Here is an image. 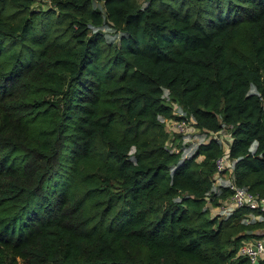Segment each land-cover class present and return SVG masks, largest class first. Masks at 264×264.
I'll use <instances>...</instances> for the list:
<instances>
[{"label": "trees", "instance_id": "1", "mask_svg": "<svg viewBox=\"0 0 264 264\" xmlns=\"http://www.w3.org/2000/svg\"><path fill=\"white\" fill-rule=\"evenodd\" d=\"M49 2L0 0V264H253L221 145L161 118L264 196V0Z\"/></svg>", "mask_w": 264, "mask_h": 264}, {"label": "built area", "instance_id": "2", "mask_svg": "<svg viewBox=\"0 0 264 264\" xmlns=\"http://www.w3.org/2000/svg\"><path fill=\"white\" fill-rule=\"evenodd\" d=\"M45 1L49 2V0ZM103 30L108 33V37L113 38V35H110L106 29ZM113 33L114 32H112V34ZM176 113L183 117V119L177 120L162 117L161 120L165 122L166 129L170 131L171 134L172 132L182 133L184 140L190 142V140H186V136H188L189 133L185 131L188 125L194 126L195 121L192 116L187 117L185 112L178 106L176 107ZM170 124L174 126L173 130L168 128ZM194 129L197 131V135L192 138H196V140L192 141V143L190 142L192 146H196L210 139H215L223 149L222 155L215 161L216 168L213 174L211 191L219 196L225 189H228L230 195L226 199L219 200V205L216 206L218 209V216L227 217L231 215L236 208L245 207L249 212L242 216L241 222L245 224L255 221L262 223V227L258 231L261 233V236L244 239L237 252L240 255L247 256L253 263L264 256V196L250 191L246 186L237 185L232 180L231 172L233 161L227 156L229 141L224 138V135L217 132H213V134H208V132L205 131L200 132V129L195 126ZM191 148L192 147H187V151L184 152H189ZM173 151L178 152L179 148L174 145Z\"/></svg>", "mask_w": 264, "mask_h": 264}, {"label": "rangeland", "instance_id": "3", "mask_svg": "<svg viewBox=\"0 0 264 264\" xmlns=\"http://www.w3.org/2000/svg\"><path fill=\"white\" fill-rule=\"evenodd\" d=\"M138 2H141L142 4H144V0H137ZM50 5V2H47V1H42V0H35V3H34V6L36 7H41V8H46ZM169 129L173 130L174 129V126L172 124H170L168 126ZM186 133H189L188 136H186V140H190V142L192 143V141L196 140L195 139H192L194 138L196 135H197V131L194 129V126L193 125H188L186 127ZM223 133L225 134L224 135V138L227 140L230 136L229 132L227 130L223 131ZM209 212H210V215H218V209L217 207H211L209 206ZM21 264H26L25 262L23 261H20Z\"/></svg>", "mask_w": 264, "mask_h": 264}, {"label": "water", "instance_id": "4", "mask_svg": "<svg viewBox=\"0 0 264 264\" xmlns=\"http://www.w3.org/2000/svg\"><path fill=\"white\" fill-rule=\"evenodd\" d=\"M253 264H258V260L254 261Z\"/></svg>", "mask_w": 264, "mask_h": 264}]
</instances>
